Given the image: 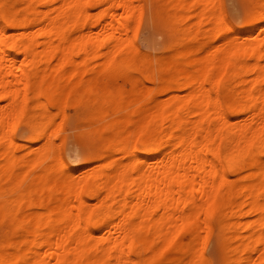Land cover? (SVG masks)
I'll list each match as a JSON object with an SVG mask.
<instances>
[{"label": "bare ground", "instance_id": "bare-ground-1", "mask_svg": "<svg viewBox=\"0 0 264 264\" xmlns=\"http://www.w3.org/2000/svg\"><path fill=\"white\" fill-rule=\"evenodd\" d=\"M14 1L0 0V264H264V0L245 16L226 0L245 31L217 0H161L139 42L170 54L143 75L133 38L153 0ZM69 101L102 138L60 135L70 166Z\"/></svg>", "mask_w": 264, "mask_h": 264}, {"label": "rangeland", "instance_id": "rangeland-1", "mask_svg": "<svg viewBox=\"0 0 264 264\" xmlns=\"http://www.w3.org/2000/svg\"><path fill=\"white\" fill-rule=\"evenodd\" d=\"M10 1H12L15 5H16V7H18V2H15L14 0H10ZM217 1H219V7H220V9L224 12V14H225V17H226V20L229 22V24L231 25V27L234 29V30H242V31H245V30H247L248 29V26H247V23H245L243 20H242V18H239L238 20L237 19H234V21H233V17L229 14V11L227 10V3H226V0H217ZM250 1V2H249ZM150 2H151V0H150ZM162 1L160 0V1H158V0H153L152 2H151V5H147V7H148V9H145V7H144V12H143V14H142V17H141V20H140V27H139V29H138V32H137V34H136V36L133 38V41H134V44L136 45V47L138 48V56L135 58V60L137 61L136 63H137V67H138V69L136 68V70H134V72L138 75V73H140L139 75H143V73H145L146 74V72H147V74L148 73H152L153 72V70H156V68H157V61H158V59L159 58H162V59H164V60H167L168 59V56H169V54H170V51H168V50H166L164 47H163V45H161V46H157V48H155V49H153V52H152V49H146V47H144L143 45H141L140 44V42H139V39H140V41H142L141 40V38H143V36H144V34L146 33V31L148 30V29H151L150 27H153L152 29H154V21L152 22V20H153V18L150 16L151 14L149 13V11H151V13H152V15H153V9H152V7L154 8V6L156 7V9L158 8V6H160ZM141 3L142 4H144L143 3V0L141 1ZM149 2L148 1H146V4H148ZM249 3H251V0H240L239 1V3H237V4H235V7H236V12H237V14L238 15H242V16H245V14L243 15V14H241L243 11H245L246 10V8L248 9V8H250V6H251V4L249 5ZM145 4V5H146ZM150 4V3H149ZM154 5V6H153ZM249 5V6H248ZM151 6V7H150ZM146 7V8H147ZM150 8V9H149ZM91 9V11L92 12H95V11H97L98 10V7H91L90 8ZM97 9V10H96ZM152 9V10H151ZM155 9V8H154ZM147 11H148V13L150 14L149 15V17L150 18H148V13H147ZM246 13V12H245ZM149 19H152V20H149ZM149 20V21H148ZM237 20V21H236ZM162 21L161 20H159L158 21V28H160V29H163V25H162V23H161ZM151 23V24H150ZM153 23V24H152ZM160 23V24H159ZM165 34V33H164ZM165 36H166V38L168 37L166 34H165ZM159 40H162L161 39V37L159 36ZM199 41H198V40ZM204 39V37H203V35H202V32H200V34L199 33H197L196 34V41L197 42H201L202 40ZM220 41V37H218V39H217V37H216V39H215V43L217 44L218 42ZM143 42V41H142ZM141 42V43H142ZM164 49V50H163ZM145 50V52H142V51H144ZM152 53H153V56H152ZM155 53V54H154ZM153 57L155 58L154 60H153ZM149 60V61H148ZM151 60H153L152 62H151ZM148 61V62H147ZM139 63V64H138ZM141 63V64H140ZM154 65H155V67H154ZM142 69H141V68ZM150 67H154V69H151ZM148 68H150L149 70H148ZM140 70H141V72H140ZM134 73V74H135ZM94 78L96 79V81L98 82V83H100L99 85L101 86H106L107 84H110L111 82H110V80H109V78L105 75V74H103V73H101V72H99V73H96L95 75H94ZM122 80V79H121ZM121 80H119L118 81V86L119 87H121L126 93L129 91V89H130V83L128 82V81H126L125 79H123V81L125 80V82L123 83V82H121ZM153 85L152 83H148V85ZM99 86V87H100ZM100 89V88H99ZM70 106H69V105ZM68 105V106H67ZM83 105V106H82ZM91 106V105H90ZM89 106V108H91ZM84 103L83 102H80V103H74L73 104V102H71V101H69V102H67L66 103V105H64V107H63V109H64V113H66V117H65V119L63 120V122H62V127H63V131L59 134V136H58V138H57V142H58V140H59V138H60V135L61 136H63L64 134H69V135H73V133H75L76 132V134L78 135V136H80V137H82V138H84V139H88L89 138V136L90 135H93V134H89L88 132H87V130H89V129H87V125H86V122H85V119H84V113L86 112V110L88 109V108H85L84 109ZM49 108H50V110H55V107H53V106H49ZM80 108H81V110H80ZM79 110V111H78ZM66 111V112H65ZM75 111H76V113H75ZM77 115H78V117H77ZM79 120H78V119ZM83 119V120H82ZM234 119V118H233ZM73 120L75 121V124H74V127L72 128V122H73ZM235 120V119H234ZM84 127H85V129H84ZM72 129V130H71ZM83 130V131H82ZM72 131H73V133H72ZM75 131V132H74ZM63 134V135H62ZM87 134H89L88 135V137H87ZM87 137V138H86ZM95 137V138H94ZM90 138L93 140V138L95 139V145H96V147H98L97 145H100L101 144V142L99 141L100 139H101V141H102V138H100L99 136H97V135H93V136H90ZM91 139H90V142H92L91 141ZM61 140H59V143H57L58 144V147L60 148H58V150H59V155H60V157L61 158H63V156H64V158L62 159L63 161H64V163L66 164V165H68V166H70L71 165V161H70V159L68 158V155L67 154H65V151H64V146H63V143L62 142H60ZM93 142H94V140H93ZM95 147V146H94ZM140 150H141V145L140 144H137V151H139L140 152ZM61 151H62V153L63 154H61ZM62 155V156H61ZM67 155V156H66ZM65 159H66V161H65ZM230 177H235V175H230ZM4 228V227H2L1 225H0V233L3 231L2 229ZM215 231H216V229L214 228V233H215ZM188 235H183L182 237H181V241L182 242H184V243H186L188 240H187V237ZM215 235L213 234L212 235V239L210 238V239H208L204 244H203V246H202V250H203V252H204V254L206 255V256H209V253L210 252H212V250L214 249V241H215V237H214ZM208 245V246H207Z\"/></svg>", "mask_w": 264, "mask_h": 264}]
</instances>
